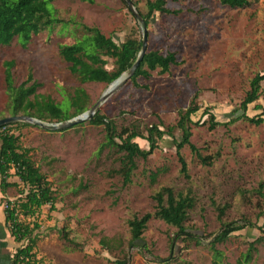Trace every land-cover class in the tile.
I'll list each match as a JSON object with an SVG mask.
<instances>
[{"label": "rangeland", "instance_id": "1", "mask_svg": "<svg viewBox=\"0 0 264 264\" xmlns=\"http://www.w3.org/2000/svg\"><path fill=\"white\" fill-rule=\"evenodd\" d=\"M133 1L140 11H147V0ZM250 1L248 7L232 9L218 0H168V8L190 7L200 12L176 16L154 11L146 26V50H175L181 63L172 65L167 73L154 69L149 78L140 77L145 88L125 83L127 80L119 84L98 107L114 122L116 131L133 129L146 135L153 124L160 128L175 125L179 112L196 95L201 109L193 120L201 119L206 106L213 107L220 122L228 121L232 114L239 115L231 111L239 107L255 74L264 71V0ZM49 7H54L55 15L67 27L57 24L42 31L25 48L16 40L8 46L0 45V118L9 116L5 60L15 62L12 73L16 84L25 79L31 67L40 83L37 94L65 105L64 99L80 87L91 107L109 84L80 82L70 72L69 63L59 56L58 46L82 37L78 23L99 28L117 43L133 28L142 38V24L123 0H53ZM107 68H111L110 59ZM254 103L264 105V81ZM253 104L247 110L250 116L260 112ZM206 120L207 116L201 124H191L190 142L202 155L212 157L210 165H204L185 145L181 154L189 179L185 178L177 149L166 136L147 158L136 157V167L126 184L118 173L120 155L105 145L102 125L86 120L61 130L30 123L14 126L12 131L19 135L21 145L30 149L29 157L51 182L56 198L54 210L44 205L34 217L19 214L24 223L35 220L40 224L36 251L43 263L113 264L127 257L129 264H210L213 255L209 241L222 223L216 206H223L224 222L250 221L249 227L216 245L225 255L223 263L239 264L248 243L263 237L247 264H264V121L254 125L238 119L210 129ZM140 144L148 147L145 141ZM163 186H171L174 191L192 189L196 201L185 225L193 226L204 239L200 243L193 239L179 241L171 247L170 237L175 236L176 228L152 218L143 232L144 240L130 246L127 221L154 212L153 195ZM18 189L12 191L11 201L17 200ZM62 228L69 232L68 239L62 237ZM102 238L110 247L101 244Z\"/></svg>", "mask_w": 264, "mask_h": 264}, {"label": "trees", "instance_id": "2", "mask_svg": "<svg viewBox=\"0 0 264 264\" xmlns=\"http://www.w3.org/2000/svg\"><path fill=\"white\" fill-rule=\"evenodd\" d=\"M53 0H0V45L8 46L13 40H16L21 47H27L33 36L38 35L44 30H51L55 25L61 24L64 28L67 24L55 15L54 7L49 6ZM93 2V0H87ZM137 8V3L131 0ZM168 0H147L146 12L140 11L145 26L148 25L154 11L162 14L178 15L181 12H191L198 14L190 7L186 9H171L166 7ZM178 1V0H171ZM125 6L128 8L125 0ZM223 6L232 9L245 8L251 4L250 0H218ZM129 9V8H128ZM83 29L81 38H76L71 43H62L58 46L59 56L69 63L70 72L82 83L100 82L109 84L115 81L123 72L129 70L138 57L142 47V38L138 30L133 28L121 42H116L111 36L103 34L99 28L79 24ZM175 50L149 49L144 53L135 72L127 79L129 83L137 88H145L147 85L141 84L140 77L149 78L151 72L157 70L159 73H167L172 65H178L181 60L177 57ZM108 59L111 60V68H107ZM14 60H5L4 83L5 93L7 95L6 111L9 115L26 114L36 117L43 121L56 122L66 121L74 116L86 111L89 106V97L85 90L76 87L69 97L63 102H55L51 98L37 94L40 83L34 78L31 67L28 68L25 79L16 84L13 78L12 68ZM264 81V71L256 73L249 82V89L238 108H234L228 117V121H217L216 113L212 111V106H206L201 112V119L207 116L209 128L213 129L217 125L235 122L238 119H244L254 125H260L264 121V105L254 103L261 94V82ZM197 95L191 100L190 105L179 112L180 117L175 125L160 128L153 124L147 128V134L143 135L137 130H127L117 132L114 122L107 118V115L101 113V108H97L95 113L87 120L88 123L100 126L105 129V145L112 147L119 153V161L122 166L118 173L122 175L123 182L126 184L131 180V174L136 167V157L147 158L159 147L160 142L166 137H170L172 143L177 149L176 155L180 163V172L189 179L187 171V162L181 154L185 145L192 149L196 157L204 164L210 165L212 157L204 156L201 150L196 148L190 142L191 124H201V119L193 120V116L201 109L196 103ZM254 103V104H253ZM253 104L255 110H260L257 114L250 116L247 113L249 106ZM239 111V112H238ZM30 125L25 122H13L0 126V191L3 193L8 187L19 188L17 200H7V207L4 208L6 220L9 223L10 232L14 240L20 243L11 258V264H44L36 251L38 235L36 230L40 224L33 221L32 224L24 223L19 220V214L27 217L37 215L41 207L47 205L50 210L55 209V196L52 184L47 176L35 165L29 157V148L23 147L20 143V137L12 129L14 126ZM140 141L148 144L147 148L141 146ZM15 176L18 181H10L9 178ZM156 202L154 212H146L141 216H133L127 221L130 246L136 241H143V232L147 228V223L153 219L163 220L167 225L176 228L175 236L170 237L171 247L177 246V242L186 240H196L200 243L204 239L203 234L191 226L185 225L189 220V211L194 207L196 198L192 189L186 191H174L171 186H163L153 195ZM221 228L218 233L209 241L208 248L213 255L210 264H225L223 258L225 255L216 245L226 243L230 237L236 236L235 233L249 227L250 221L243 223L237 221L222 220L225 209L223 206H216ZM263 213V212H262ZM62 237L68 239L69 232L62 228L60 230ZM263 237L256 238L248 243L247 249L242 253L238 260L239 264H247L254 258L253 252L256 251V244H260ZM72 242L71 239H69ZM101 244L104 247H110L109 242L102 238ZM74 246L77 248L78 244ZM145 248V245H142ZM118 247V245H117ZM122 262L115 261L113 264H129L127 257ZM228 264V263H226Z\"/></svg>", "mask_w": 264, "mask_h": 264}, {"label": "water", "instance_id": "3", "mask_svg": "<svg viewBox=\"0 0 264 264\" xmlns=\"http://www.w3.org/2000/svg\"><path fill=\"white\" fill-rule=\"evenodd\" d=\"M130 12L134 15V17L138 20L140 24H142V47L140 49V52L138 53V57L135 60V62L132 64V66L127 70L126 72H123L118 78L115 79V81L109 83V86L107 90L101 95L99 100L95 102L88 110L74 116L73 118L66 120V121H60V122H45L43 120H40L36 117L26 115V114H19V115H9L3 118H0V126L13 123V122H25L30 123L36 126L44 127L50 130H61L70 128L76 124L82 123L86 120H88L96 111V109L99 107V105L105 101L108 96L119 86V84L126 81L136 70L138 67L144 53L146 52V26L143 23V18L140 15L139 11L135 8L133 2L131 0H125Z\"/></svg>", "mask_w": 264, "mask_h": 264}, {"label": "crops", "instance_id": "4", "mask_svg": "<svg viewBox=\"0 0 264 264\" xmlns=\"http://www.w3.org/2000/svg\"><path fill=\"white\" fill-rule=\"evenodd\" d=\"M10 181H18L17 177L12 176ZM16 187H8L3 193L0 191V264H11V258L20 243L16 242L11 235L9 223L6 220L5 204L11 199L12 191Z\"/></svg>", "mask_w": 264, "mask_h": 264}, {"label": "built area", "instance_id": "5", "mask_svg": "<svg viewBox=\"0 0 264 264\" xmlns=\"http://www.w3.org/2000/svg\"><path fill=\"white\" fill-rule=\"evenodd\" d=\"M5 207H7V203L5 204Z\"/></svg>", "mask_w": 264, "mask_h": 264}]
</instances>
